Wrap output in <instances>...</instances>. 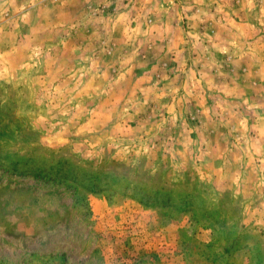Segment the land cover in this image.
<instances>
[{
    "label": "rangeland",
    "instance_id": "obj_1",
    "mask_svg": "<svg viewBox=\"0 0 264 264\" xmlns=\"http://www.w3.org/2000/svg\"><path fill=\"white\" fill-rule=\"evenodd\" d=\"M62 1L0 0V264H264V0Z\"/></svg>",
    "mask_w": 264,
    "mask_h": 264
},
{
    "label": "crops",
    "instance_id": "obj_2",
    "mask_svg": "<svg viewBox=\"0 0 264 264\" xmlns=\"http://www.w3.org/2000/svg\"><path fill=\"white\" fill-rule=\"evenodd\" d=\"M55 2H54V5H60V4H62L63 3V1L62 0H54ZM261 7L260 8H262L261 10H260V13H264V4H262V2H261V5H260ZM262 17H264V14H260V18L258 17V21L260 22V21H262ZM83 21H84V19H82ZM90 20V19H89ZM91 21V20H90ZM76 35H77V33H73L72 34V38L74 39V37L75 38H77L76 37ZM113 35L112 34H110V37H112ZM262 37H264V36H262ZM93 38H98V36H97V34H95V36L93 35H88V34H83V33H81V38L80 39H78L77 40V42H79L80 41V45L82 46V47H89V45H90V40L91 39H93ZM130 55H134V52L132 51L131 52V54ZM236 55V54H235ZM134 68V66H131L130 67V69H133ZM246 71V74H247V76L250 74V76H252V73H251V70H245ZM255 75H257V76H255ZM255 75H253V77L255 78V79H257V80H255V81H260V79H261V76H263L262 75V70L260 69V68H258V69H256V73H255ZM256 84V83H255ZM234 97V96H233ZM234 99H236V97H234Z\"/></svg>",
    "mask_w": 264,
    "mask_h": 264
}]
</instances>
